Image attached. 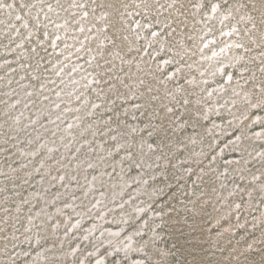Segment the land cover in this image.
I'll list each match as a JSON object with an SVG mask.
<instances>
[{"label":"rangeland","instance_id":"374dc122","mask_svg":"<svg viewBox=\"0 0 264 264\" xmlns=\"http://www.w3.org/2000/svg\"><path fill=\"white\" fill-rule=\"evenodd\" d=\"M0 264H264V0H0Z\"/></svg>","mask_w":264,"mask_h":264},{"label":"snow or ice","instance_id":"6c2138e0","mask_svg":"<svg viewBox=\"0 0 264 264\" xmlns=\"http://www.w3.org/2000/svg\"><path fill=\"white\" fill-rule=\"evenodd\" d=\"M9 7H11V5H8Z\"/></svg>","mask_w":264,"mask_h":264}]
</instances>
